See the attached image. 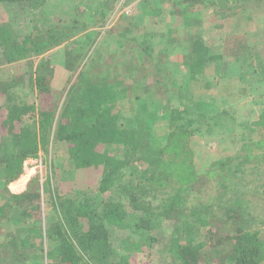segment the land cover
I'll use <instances>...</instances> for the list:
<instances>
[{
    "label": "trees",
    "instance_id": "1",
    "mask_svg": "<svg viewBox=\"0 0 264 264\" xmlns=\"http://www.w3.org/2000/svg\"><path fill=\"white\" fill-rule=\"evenodd\" d=\"M56 1L0 0L6 13L0 63L10 76L0 79V264H264V158L251 162L240 155L262 146L264 99L257 120L243 125L239 149L213 153L203 169L185 173L196 133L233 122L227 110L207 115L203 99L187 91L205 81L207 65L224 53L239 63L238 79L248 85L245 76L257 74L264 90L258 46L227 43L222 54H213L198 34L180 35L174 47L189 72L178 80L170 61L175 48L148 44V34L132 35V21L120 29L118 18L97 55L78 56L65 44L62 77H56L53 48L96 23L86 20L84 10L77 12L80 0ZM203 1L173 0L170 13L197 24ZM260 1L224 0L221 11L234 6L222 19L223 30L232 32L229 22L238 30L241 10ZM246 34L226 37L230 42ZM21 80L36 94V104L13 99L11 88ZM120 100L135 105L129 118ZM159 117L165 124L156 135L151 126ZM225 127L227 136L239 133ZM254 131L258 142L249 137ZM56 142L63 143L77 173L100 171L95 190L59 189L50 174L40 184L37 173L25 189L10 191L7 185L23 173L26 160L48 153V143ZM205 146L208 154L217 148ZM74 182L75 188L82 184ZM254 193L258 200L250 198ZM46 199L53 209L47 219ZM153 231L165 236L159 251ZM154 251L158 259L134 257Z\"/></svg>",
    "mask_w": 264,
    "mask_h": 264
},
{
    "label": "rangeland",
    "instance_id": "2",
    "mask_svg": "<svg viewBox=\"0 0 264 264\" xmlns=\"http://www.w3.org/2000/svg\"><path fill=\"white\" fill-rule=\"evenodd\" d=\"M74 1L76 2V0H73L72 3ZM172 1L173 0H80L77 12L84 10L86 20H93L96 23L86 31L75 35L70 41L53 48L55 52L52 53L51 61L53 65L59 68L56 77H62L61 69L65 44L71 47L72 51L78 56L85 55L87 51L88 54L93 55L100 49L101 40L105 31L111 26H114L118 18L121 20V23L119 24L120 29L129 25V23H131L129 21H132L135 23V28L134 26L129 25V27L132 28V32L130 33L138 36L140 33L142 34L145 32L151 38L148 44H156L158 48L173 49L175 48L174 44L177 42V38L180 35L188 33H194L195 35L198 34V36H201L213 54H222V52L225 51L224 46H226L227 43L229 46H232L234 43L238 44V46H240L239 44L241 43H244V45L249 44L256 47L258 46L257 50L259 54L257 55L259 59L257 60L258 62L262 61L264 69V0L257 2V5H249L245 9H242L240 13L242 14L241 26L238 27V30L233 28L230 25V22L228 23L232 32L224 31L221 26L222 19L224 18L223 20L225 21L230 12V6L228 4H226V9L224 8V11H221L220 5L224 0H204V6L201 7L199 15L201 19L197 24H194L192 21V23H186L185 20L188 18H185V16L171 14ZM61 2L62 0H57L55 3ZM230 5L231 7L234 6L232 3H230ZM100 17H103V19L98 21ZM5 18L6 13L3 8H0V20L3 21ZM83 20H85V18H83ZM258 25L259 27H257ZM25 26L26 24L22 26V30H24V32H26V30L29 31L30 27H27L26 29ZM245 32L247 33V36H244L243 38H231V41L228 42L229 38L226 37L228 36V33L243 35ZM98 41H100L99 44ZM245 51L246 49L243 52ZM174 52L175 53L170 60L172 74L178 80L181 78L184 79V75L189 72V69L184 65L182 67L184 59L180 53L181 51L178 48H175ZM233 58V56L226 53L220 55V59L208 64L203 75L201 74L205 81H202L198 87H194L186 93L187 95H194L196 98H199L198 100L203 99L201 101L206 103L203 109L207 112V115L227 110L229 111L228 116H231L233 119V122L225 119L220 126L218 124L215 125L212 130L209 131L211 132L209 134L204 133L206 131H204L203 134L196 133V141L191 150L188 151L191 157H186V165L189 164L188 168L185 169L186 175H190V171L196 170V167L198 169H203L213 153H215V156L221 154H233L235 150L239 149L240 143L242 142L241 133L243 134L245 131L243 125L250 121L254 122L257 120L258 114L260 110H262L264 90L258 88L256 82L258 75L249 73L245 76L249 83H247L248 85L244 84L245 82L243 83L237 77L239 63L237 61L233 62ZM8 71L9 69H6L5 65L0 63V79L9 78ZM21 81L22 83H20ZM21 81H19V84H14L11 88L13 99L15 101H27L28 103L33 102L36 104V94L34 95V93L28 89L24 81ZM58 85H62L60 81ZM184 85L185 83L183 86ZM121 101L122 100H120V102ZM0 104H3L2 98L0 99ZM119 106L122 109V113L127 114L128 118L135 109V105L128 100L125 102L122 101ZM5 115L6 112L3 113L2 117L4 118ZM192 116H195V114ZM124 117L127 116L124 115ZM146 118L147 117L143 119L145 120ZM164 124L165 122L159 117L154 125L151 126L153 133L156 135L160 134ZM225 124L229 130H231V128H237L239 133L227 136V134H224L223 132L226 128ZM2 130L5 129L2 128ZM249 137L255 142H258L261 139L258 137L257 131H254ZM4 141L5 138L3 136L2 138L0 137V145ZM260 142L262 143L261 147L256 146L253 149L250 148L249 153L243 151L240 155H245V159H249L251 162L255 161L256 155H260L264 158V141ZM211 143H215L217 148L216 146V149L210 148L212 153L208 154L205 152L207 149V146L205 145H211ZM47 148L48 153L44 154L41 152L39 157L26 160L23 173L7 185L10 191L18 192L25 189L29 180L37 173H39L40 184L46 180V174H50L52 180H54V184L58 186L59 189H68L70 186L73 188V191L84 190L85 192H91L92 190H95L93 188L95 187L100 171H92L85 174L78 172V178L77 171L73 169L70 160L66 158L63 143H48ZM115 151L116 148H112V152ZM117 152H120L119 148L117 149ZM136 166L135 170H138L139 166ZM58 173L60 174L59 176L61 180L56 182ZM76 180L78 182L82 181L79 188H75L76 184L74 181ZM86 181L90 183L89 188L91 189L83 188L86 185ZM91 184L93 185L91 186ZM251 185L248 183L246 188ZM59 189L57 190L59 191ZM257 196V193H254L250 198L258 200L259 196ZM43 206L46 219L51 218L50 216L52 215L53 209L49 206L48 199L44 200ZM153 234L158 240L156 246L159 251L165 246L164 233L156 234L153 231ZM158 251H154L150 255L147 252H140L134 257L139 261L147 262L150 258L158 259Z\"/></svg>",
    "mask_w": 264,
    "mask_h": 264
},
{
    "label": "crops",
    "instance_id": "3",
    "mask_svg": "<svg viewBox=\"0 0 264 264\" xmlns=\"http://www.w3.org/2000/svg\"><path fill=\"white\" fill-rule=\"evenodd\" d=\"M255 5H257V4H255ZM229 6H230V9H231V5L229 4ZM224 19V18H223ZM222 23H223V20H222Z\"/></svg>",
    "mask_w": 264,
    "mask_h": 264
}]
</instances>
